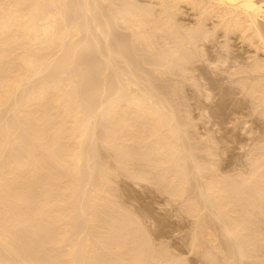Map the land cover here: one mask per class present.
I'll list each match as a JSON object with an SVG mask.
<instances>
[{
    "label": "bare ground",
    "instance_id": "obj_1",
    "mask_svg": "<svg viewBox=\"0 0 264 264\" xmlns=\"http://www.w3.org/2000/svg\"><path fill=\"white\" fill-rule=\"evenodd\" d=\"M183 3H184V5L187 4L190 6L189 10L193 9L192 13H194V15L197 14L196 15L197 18L195 20L196 22L194 23L193 21H191V23L192 22L194 23L193 25L192 24L190 25V23H188V24L184 23L186 21L181 22L182 18H178L180 13L186 11V9L189 8V6H188V8H187V6H184L186 8H185V10H183L182 9V8H184ZM194 10H195V12H194ZM182 15H181V17H182ZM117 27L125 28V29H128L130 31H129V33L125 32L124 33L125 36L123 35V31H121L122 34L120 35V34H118V30H116ZM218 31H222L221 34L224 35V37H225V41H226L225 46L227 49V52H226L227 54H223V55L221 54L220 57H216L219 61L220 60L221 61H227L230 56H231V58L235 57L234 59L236 61L237 60L236 58L239 57V55H238V57L236 55L234 57H232L231 54H235V53H234V50L231 48L232 46L228 45V43H229L228 41L229 40L231 41L234 38V36L235 37L237 36L238 39L240 38V39H242L243 42H246L247 45H245L244 49L246 47H247V49H246V51H243L244 54L246 52V57H245V55H243L245 57V59H243V60H245V61H242L243 63L241 62L242 64L240 67L237 65L235 66L234 64H232V65L235 67V69H236V67H238L239 68V69L237 68L238 71L244 73L243 76H240L238 74L239 77H243V78H240V80L245 79V81L246 80H247V82L249 81V87L250 88H247L248 89L247 91H251V89H252V91L254 93H256V96L258 97L260 103L263 104L264 103V0H0V264H44V262L41 261V258H40L41 255L39 256V254H38V256H39V258H38V257H36L35 254L32 253L33 252L32 249H34L33 248L34 245L32 246L31 242L28 245V243L26 242L28 240H25L24 238H22L24 235L21 234L20 231L18 230V228L20 226L18 227L19 223H17L20 221V220L18 221V217H20V216H23L25 218V220L28 219L27 220L28 222H30L29 220H31L30 223H33L34 228L43 229L45 231L44 234H46V231H48V229L49 230L51 229L50 230L51 234L46 235L45 239L41 238L42 240L44 239L42 242H40L41 240H39V242L41 244L37 243L40 246L39 247L40 250L41 249L42 250L43 249H46V250L55 249V247L57 245H58V247H60V244L64 241V238L66 235V229H62V227H63L62 224L63 223H65V225L70 224V226H71V223H68L69 222L68 218H70L69 214H70V212H72V211H70V205H69L70 198L73 196V192L71 190L72 189L71 184L74 181L78 182V180L76 181L75 178L78 177V175H79L78 173L81 171V165L83 163H85V164L87 163V162H83L85 160L84 157L87 156V158H89L88 157L89 151L87 152V155L85 154V156H84L85 147L86 146L90 147L88 145V143L85 145V141H86L87 137L90 136L89 134H91L92 139L95 137L96 140L99 141V143H102L103 145H106L107 147H109V146L115 147L116 146V150L122 149L121 148L122 145H120V143H123L125 146V145H127V143L125 141H128V140L135 141L136 139H137V141H139V139H142V138L145 139L146 138V140H148V142H146V147H147V145H148V147L145 148V150L148 149L147 150L148 152L154 151L155 154L159 155L160 161H162V162L163 161H167V162L169 161L171 166L180 164V165H182L181 167L185 169L186 166L183 167V165L186 163L189 164L190 166L188 165L189 166L188 168L191 167L190 170H192L191 176H193V177L195 176V178L199 182H201L200 181L201 178L205 177L204 171L210 170L209 171V173H210V172H212L211 169H213V168H214L213 171L217 170V169H215L216 166L214 165L213 159L211 160V157L210 158L204 157V158L210 159V160H205L204 158L202 159L201 156L199 157V155H197L200 153L194 152V150H197V148H199V150H200L199 144H197V142H200V141L196 140L197 141L196 143L191 141V139L194 136H193V134H191V132H190L191 130H188L190 127L187 129L188 122H185V120L184 121L181 120V116H183V115H181L177 109L178 108L177 103H179L177 101L178 97L177 98L174 97V95H176V93H177V89H175L176 87H174V88L171 87V88H169L168 92H165L164 90L161 89L162 85L160 87L158 85V83H156V82H157V78L161 79L162 75H164L165 73H168V72L169 73H171V72L172 73H179L178 70H182V74H183V76H185L186 73H184V72H186L185 71L186 68H189V67H187L188 66L187 63L189 62V64H190V62H191V64H193V63L199 61L200 56L202 57L203 55H206L207 51H206L205 46L207 47V45L212 44V43H210V44H208V43L212 42V36L214 37L215 32H218ZM119 33H120V30H119ZM82 34H84L85 36H83ZM232 35H234L233 38H232ZM77 36H79L80 39H77L78 38ZM162 38H163V40H162ZM74 39L75 40L77 39V41L78 40H81V41H78L77 43H75L76 41ZM230 45H231V43H230ZM248 46H251L254 49V50H251L252 52L254 51L253 53L249 52V54H247V51L250 50V48H251V47L249 48ZM222 47H221V50H222ZM83 50H86L87 53H85ZM88 50L90 51L89 53H88ZM57 51H59V52L61 51V54H59V52H58L59 56L56 54ZM81 51H83L86 55L83 52L80 53ZM218 52L220 54V51H218ZM147 53H149L152 56L149 60L148 59H139V56H141V55L145 56V58H148V57H146V55H143V54H147ZM210 53H212V52L210 51ZM239 53H242V52L239 51ZM78 54L80 57L78 56ZM82 54H84L83 55L84 57H82ZM149 54H148V56H149ZM54 55H57V56L54 57ZM208 56H211V55L208 54ZM208 56H207V58H208ZM243 56H241V58L239 57L238 59L242 60ZM211 58H212V56H211ZM203 59L204 58H202V60ZM213 59L214 58H212L211 60H213ZM52 61H54L55 63L53 64ZM216 61H213V62H216ZM230 61L232 63H235V61H233L231 59H230ZM145 62H147V63L149 62V63L154 64L156 66L155 70H153V71L145 70V69H147V68L144 69V67H143V63L145 64ZM226 63H229V62H226ZM50 64H53V65L51 66ZM237 64H238V62H237ZM85 65L90 66L87 68H91V69H89V71L88 70L85 71L86 70ZM49 66H51V67H49ZM191 66H195V65H191ZM195 67H199V66L196 65ZM50 68H52V69H50ZM82 68L85 70H82ZM174 69H176V70L174 71ZM201 69H202V67H201ZM235 69L233 70L234 72H235ZM45 70L49 71V72H47V73H49L48 77L44 76V75H46L44 73V72H46ZM189 70L190 69H188L187 72ZM207 70H206V72L209 71V70L208 71ZM41 72H43L42 74H44L43 75L44 78L39 80L40 79L39 77H41V75L39 73H41ZM192 72L193 71L191 70V73ZM204 72L205 71L202 70L201 73H204ZM37 74H39L40 76L38 75L39 76L38 77ZM182 74L179 73V75H182ZM187 74H189V73H187ZM33 76H35V77H33ZM183 76H180V77L182 78ZM191 76H192V74H191ZM32 77L35 80H36V78H38V80H36V82H33V84L30 80ZM164 77L165 76H163V78ZM177 77H179V76H177ZM185 77H188V76H185ZM185 77H183V79H185ZM92 78H94V79H92ZM33 79H32V81H33ZM88 79H91V81L88 82L89 84L85 85V82H87ZM166 79H167V77H166ZM27 81H30V85L26 84V86H28V87L22 89V85L24 86ZM92 81H94V82H92ZM163 81H164V79H163ZM178 81H180V80L178 79ZM242 81L245 82L244 80H242ZM90 82H91V84H90ZM160 84H162V83H160ZM211 85H212V83H211ZM243 85H246V83ZM247 85H248V83H247ZM108 87H109V89H108ZM243 87L245 88V86H243ZM106 89L109 92H107ZM163 89H164V87H163ZM106 92L108 93V97L106 96L107 95ZM249 93L251 94L252 92H249ZM104 94L106 97H104ZM96 95H98V97L101 96L100 97L101 103L99 102L100 98L96 97ZM252 95L254 97V94H251V96ZM92 96H95V97H92ZM89 97L98 98L99 100L97 101V103H100V107L101 106L102 107L100 108L99 105L97 104L99 108L97 107V105H96V107H93V109H94V110L92 109L93 113H90V116L86 117L87 115L86 116L84 115V109H85L84 104L86 101L92 100V98L89 99ZM102 97L105 98V100L103 99V101H102ZM95 101H94L93 106L95 105ZM90 103L92 104V102H90ZM87 104L85 106H87ZM183 104H184V102H183ZM257 105L258 104L255 105L256 108H258ZM83 107H84V109H83ZM97 109L101 110L100 114L102 113V115L105 118V119L103 118V120L104 121L106 120V122L108 123V124H105L106 125L105 127H107L106 132L102 128L104 131L103 134H100V132L96 131L97 127L99 126L98 120H96L95 122H93V124H90V125H89V123H92V122H88V121H94L95 118H93V116L98 114L97 112H99ZM258 109H261V108H258ZM183 111H186V110H183ZM186 114H189V113H186ZM185 118H182V119H185ZM91 119H93V120H91ZM101 123H103V121ZM190 123H191V120H190ZM99 130H100V126H99ZM128 142L130 143L129 145L133 144L130 141H128ZM141 142H140V144H141ZM144 143H145V141L142 142V146H144L143 145ZM200 144H201V142H200ZM210 144L206 145V146H208V147H206L207 156L209 155L208 153H211V150L213 149V148L211 149V147H213V146H210ZM129 145L126 147H129ZM134 145H137V144H134ZM99 147L101 148V146H99ZM126 149H128V148H126ZM129 149H130V147H129ZM92 150H94V149H91V151ZM128 150H125L123 153V155L125 154V160L127 163L130 161V159L132 157V156L131 157L129 156L130 150L129 151ZM97 151L98 150H96V152ZM136 151H134V152H136ZM213 151H214V149H213ZM100 153H102V152H100ZM143 153L146 154V152H143ZM153 154H151V155L153 156ZM94 155H96V153H94ZM131 155H133V154H131ZM139 155H137V157ZM152 156H150V157H152ZM92 157H94V156H92ZM107 157H109V155H107ZM140 157L142 158V156H140ZM155 158H156V156H155ZM96 159L98 160L99 158H96ZM152 159H154V158H152ZM138 160L140 161V159H138ZM86 161H88V159H86ZM105 161H106V159H105ZM103 163H102V165H103ZM106 163H107V161H106ZM85 164H84V166H85ZM90 164H93V163L91 162V163H89V165ZM89 165H87L88 168H89ZM106 165H108V164H106ZM161 165L162 164H160L159 166H161ZM180 165L178 166L179 169H180ZM168 166H170V165H168ZM256 166H257V164H256ZM145 167H146V164H145ZM88 168L86 167V168H84V170L88 169ZM98 168H99V166H98ZM173 168H175V166ZM178 168L176 167L172 171L173 175L178 173V171H179ZM165 169H169V168L167 167ZM184 169H182V171ZM257 169H260V168H257ZM257 169H255V170H257ZM102 170H100V174H101ZM116 170H115V172H116ZM190 170H189V173L191 172ZM255 170H254V172H255ZM260 170H263V169H260ZM89 171H90V169L88 170V173H89ZM170 171L166 172V175H168L167 173H171ZM182 171H181V173H182ZM143 172H144V170H143ZM184 172H185V170L183 171V174H184ZM97 173H99V172H97ZM107 173H108V171H107ZM107 173H105L103 175L101 174V176L99 175L100 176L99 179H101L103 182L108 181L112 176L110 177V175H106ZM134 173H135V171H134ZM217 173H218V171H217ZM217 173L216 172L213 173V174H215L216 177L207 176L210 179H205V181H206L205 186L206 187H204V188H202L204 183L202 184V182H201V184H199V182H197V185H199V187L201 186L200 187L201 189L199 191H200L202 197L204 196L203 198H206V199H204L205 204H203V206L201 208H203V207L208 208V205L211 204V207L209 208V210H210L213 206H215L218 210V214H220V215L222 214L223 216L227 215L229 218V221H226V219H225L226 223L224 222L225 223L224 226L229 228L227 230V232L229 233V231H230L231 233L232 232L236 233V232H238L239 220L237 221L236 216H235V212L238 211L239 206L241 205V202L243 201V198L247 194L249 195V192L246 194L245 189H243L242 187H234L236 193L240 189H241V193H238L239 196H236L237 198H235V197L231 198L230 195H233V194H229V191H227L228 188L231 189L230 188L231 185H229L230 182L228 183V181H226L227 179L224 180V177L223 178L221 176L218 177ZM255 173H257V172H255ZM82 174H83V172L80 174L81 178H82ZM108 174H110V173H108ZM186 174L188 175V173H186ZM206 174H207V172H206ZM213 174H211V175H213ZM258 174H261V173H258ZM93 175H94V173H93ZM151 175H153V174L151 173ZM170 175H171L170 177H172V174H170ZM182 175H181V178L179 177V179H178V183H179L178 189L183 190V192H184L187 181L191 180V178H190L191 176L189 177L190 179L189 178L182 179V177H183ZM261 175L263 176V174H261ZM96 176H98V175H96ZM115 176H117V175H115ZM161 176H162V174H161ZM184 176H185V174H184ZM262 176H260V177H262ZM83 177H84V175H83ZM90 177L88 179L91 182ZM253 177H254V175H253ZM78 178H80V177H78ZM93 178H94V176H93ZM112 178H111V180H112ZM263 178H264V176H263ZM64 179H65V182H63ZM82 179H81V181H82ZM115 179L116 178H114V180ZM42 180L44 181V183L47 186H49L47 188H52L51 190L49 189V191L53 192V196L51 198L50 197L45 198L46 196L40 197V195L36 193L37 195H39V198L35 197V199L37 198L38 201L36 203L34 202L35 205H31V204L29 205V203H30V201L28 203L29 197L34 196V193L39 189V186H41V188L43 187V185H40V184H42L41 182H43ZM85 180H87V179H85ZM96 180L97 179H94V181H96ZM230 180H231V178H230ZM257 181H259V180H257ZM84 182H83V184H84ZM90 182L88 184H90ZM111 182L114 183L113 181H111ZM166 182H168V181H166ZM85 183H87V181ZM106 183L108 184V182H106ZM93 184L94 183H92V187H93ZM160 184H161V182H160ZM73 185L77 186L75 184H73ZM232 185H233V183H232ZM260 185H261V183H260ZM79 186L80 185H78V187ZM86 186H87V184H86ZM102 186H100V187H102ZM108 186H110V184ZM257 186H259V185L257 184ZM114 187H116V186L114 185ZM187 187H188V185H187ZM199 187H197L196 189H199ZM251 187H252V185H251ZM41 188H40V190H44ZM83 188H82V190L85 193L87 190L85 189L86 191H84ZM194 188H195V186H194ZM252 188L255 189V187H252ZM80 189H81V187H80ZM92 189H91V191L93 192ZM234 189L232 190V193H233ZM97 190L99 191V188H97ZM102 190H103V188H102ZM105 190H106V188H105ZM171 191H173V190L171 189ZM42 192L44 193V191H42ZM47 192H48V189H47ZM111 192H112V190H111ZM38 193H40V192H38ZM74 193L76 194L75 191H74ZM82 193H81V195L83 197L84 193L83 194ZM178 193H181V192H178ZM195 193H196V191H195ZM191 194H193V193H190V196H191ZM257 195H258L257 197H259V198L260 197L264 198L263 187L259 188V193ZM78 196L79 195H76V197H78ZM247 196L245 198H247ZM190 198H192V196L189 197V195H188V199H190ZM196 198L197 197H195V199ZM263 198H261V199H263ZM95 199H97V198H95ZM195 199H194V203H193L195 206L194 209L200 208L199 207L200 199H197V200H195ZM249 199H250V197H249ZM11 200L13 202V203H11V205L12 204L13 205L12 206L10 205L11 208H9L7 206V204ZM73 200H74V197H73ZM118 200L120 202V199H118ZM186 200H187V198H186ZM82 201H83V199H81V202ZM85 201H86V199H85ZM191 201H192V199H191ZM192 202H191V204H192ZM246 202H248V201H246ZM77 203H79V202H77ZM110 203H112V202H110ZM188 203H190V202H188ZM253 203H254V201H253ZM257 203H259V202H257ZM32 204H33V202H32ZM244 204H246V206H247V203H244ZM260 204H261V202H260ZM92 206H94V205H92ZM103 206H104V204H103ZM118 207H120V206H118ZM128 207H127V209H128ZM191 207H193V206H191ZM253 207H255V206L253 205ZM77 209H78V207H77ZM91 209H93V208H91ZM105 209H107V208H105ZM204 209L205 208L200 209L201 212ZM254 209H256V208H254ZM55 210H57V212L59 211V213L56 212L58 215L55 212H53ZM88 210H90V209H88ZM95 210H96V208H95ZM197 210H199V209H197ZM82 211H84V210H82ZM119 211H121V210H119ZM205 211H207V210H205ZM210 211H208V212H210ZM51 212H53V214L55 213L56 217L48 220L46 218V214H49ZM74 212H75V210H74ZM78 212H80V211L78 210ZM89 212L90 211H88V213ZM86 213H84V214H86ZM114 213L115 212H113L112 214L115 215ZM257 213H258V211H257ZM210 214H211V212H210ZM218 214H216L218 216L216 218H218V220H219L220 217ZM237 214H238V212H237ZM247 214H249V213H247ZM50 215L51 214H49V217H50ZM86 215H88V214H86ZM98 215L99 214L96 215V213L91 212V213H89V216H88L89 218L87 217L89 219L88 222H90V224H92L91 227L89 225V227L91 228V232H90V234H88L89 239L92 238L91 237L92 234H94V236H95V233L97 232L96 233V235H97L100 231V229L98 230L99 227H97V226H100L99 225L100 223L97 224L99 221L96 223V220L98 219V218H96V216H98ZM116 216L118 217V215H116ZM212 216H210V217L212 218ZM52 217H53V215H52ZM249 217H250V215H249ZM71 218H72V216H71ZM110 218H111V216H110ZM250 218H248V219H250ZM252 218H253V215H252ZM99 219H101V218H99ZM207 219H205V220H207ZM223 219H221V220H223ZM72 220H73V218H72ZM121 220H123V219H121ZM221 220H220V222H221ZM100 221H102V220H100ZM114 221H116V218ZM118 221H119V219L117 220L116 223H118ZM199 221H200V217H199ZM199 221L196 220V222H199ZM210 221H211V219H210ZM202 222L203 221H201L200 223H197V224H201ZM246 222L244 221L243 223H246V226H247L248 221L246 220ZM121 223H119V225L118 224L117 225L120 227ZM204 223L207 224L208 221H205L202 223L203 225L206 226V224H204ZM211 223H212V221L210 222V226L212 225ZM72 224H73V222H72ZM218 224L220 225L219 222H218ZM144 225L145 224H143L141 226H144ZM208 225H209V223H208ZM70 226L68 225V227H70ZM210 226H208V227L211 228ZM243 226H244V224H243ZM256 226H258V225H256ZM29 227H31V226H29ZM250 227H252L251 224H250ZM90 228H88V229L90 230ZM121 228H123V227H121ZM252 228H254V227H252ZM20 229L22 230L21 227H20ZM67 229H69V228H67ZM83 229H84V227H83ZM96 229H97V231H96ZM107 229H108V227H107ZM124 229L120 230L119 233L121 231H123ZM137 229H139V228H137ZM225 229H227V228H225ZM199 230L197 232H200ZM205 230H208V229L205 228ZM205 230H202V232L205 233ZM239 230H240V228H239ZM245 230H247V229H245ZM32 231H34V229H32ZM83 231L85 232L86 230L84 229ZM258 231H259V229H258ZM24 232H25V230H24ZM128 232H131V231L128 230ZM195 232H196V230H195ZM202 232L199 233L200 234L199 236L204 237V235H202L203 234ZM247 232H249V231H247ZM250 232L252 233V231H250ZM48 233H50V232H48ZM119 233H117V234H119ZM121 234H122V232H121ZM213 234H214V232H213ZM252 234L254 235L255 232ZM192 235H194V234H192ZM196 235H198V234H196ZM236 235L238 236V234H236ZM195 236H193L192 238H194ZM199 236H197V237H199ZM237 236H235L236 239L241 237V236L240 237H237ZM208 237H210V235ZM77 238H78V236H77ZM115 238L117 239V237H115ZM125 238H126V236H125ZM247 238H248V236H247ZM252 238H254V237H252ZM17 239L19 240L18 243L15 241ZM22 239H24V240H22ZM86 239L88 240V237H86ZM100 239H98V240H100ZM106 239H105V242H106ZM148 239H150V238H148ZM33 240H35V238ZM87 240H86V242H87ZM132 240H130V241H132ZM194 240H196V239H194ZM228 240H230V239H228ZM256 240H258V239H256ZM24 241L26 242L25 244L28 245L27 248H26L27 245L24 246L25 245ZM100 241H102V240H100ZM36 242L37 241H35V243ZM66 242H68V241H66ZM77 242H78V240L76 241V243ZM123 242H125V241H123ZM218 242H220V241H218ZM76 243H75V245L77 246ZM83 243H84V240H83ZM244 243H246V242H244ZM252 243H255V242L252 241ZM116 244H118V243H116ZM194 244L195 243H193V245ZM237 244H239V243H237ZM258 244H259V242H258ZM66 245L71 246V243H70V245H68V244H66ZM113 245L114 244H112V247H115V245L114 246ZM119 245H121V244H119ZM132 245H134V244H132ZM141 245H142V243H141ZM76 246H74V243H73L72 247H76ZM136 246H137V243H136ZM148 246H150V245H148ZM64 247H65V245L60 248L61 250L59 252V255L57 256L58 258L56 260V262H57L56 264H75V263L78 264L77 263L78 261H79V264H89V262L86 263V261L90 258L91 252H93L90 250H93V249L89 248V250H87V248H85V246L81 247L80 249L82 250V253H83L81 260H77L75 263H73L71 261H74V259L72 258L73 254H75L74 249H71L72 247L71 248L68 247V249H66ZM78 247H79V245H78ZM86 247H89V246H86ZM90 247L93 248L92 244ZM120 247L116 246V248H120ZM130 248H132V247H130ZM256 248H258V247H256ZM28 249H30V251H32V252H30V251L28 252ZM80 249H79V252L81 253ZM123 249L124 248H122V250ZM150 249H151V247H150ZM240 249H242V248L240 247ZM243 249L240 251H243ZM118 250L119 249H117V251ZM145 250L146 249H144V251ZM98 251H100V250H98ZM44 252H46V251H44ZM105 252L107 253V251H105ZM253 252H252V254H253ZM94 253H95V249H94ZM167 253H168V251H167ZM250 253H251V251H250ZM255 253H258V252H255ZM236 254L240 255L241 253L237 252ZM123 255H122V257H123ZM75 256H76V254H75ZM96 256H97V254H96ZM146 256H147V254H146ZM158 256L160 257V255H158ZM79 257H81V256H79ZM71 258H72V260H71ZM123 258H125V257H123ZM128 258H130V257L128 256ZM249 258H250V256H249ZM53 259L54 258H52V260ZM76 259H77V257H76ZM160 259H161V257H160ZM167 259H169V258H167ZM236 259L238 260V258H236ZM120 260H121V257L119 258V261ZM128 260L125 262L129 263ZM154 260L156 261V259H154ZM229 260H231V259H229ZM232 260H234V259H232ZM155 261H153L154 264H156V263L157 264L158 263L163 264V263H161V261L160 262H155ZM158 261H159V259H158ZM173 261L171 260L172 264H173ZM51 262H54V261H51ZM51 262H49V263H51ZM121 262H122V260L120 261V263ZM138 262H139V260H138ZM177 262H178V258H177ZM120 263H118V264H120ZM237 263L239 264V262H237ZM149 264H151V262ZM166 264H167V260H166ZM180 264H183V262H181Z\"/></svg>",
    "mask_w": 264,
    "mask_h": 264
},
{
    "label": "rangeland",
    "instance_id": "obj_2",
    "mask_svg": "<svg viewBox=\"0 0 264 264\" xmlns=\"http://www.w3.org/2000/svg\"><path fill=\"white\" fill-rule=\"evenodd\" d=\"M184 6H187V8H188L189 5H187V4L184 5V3H183V7ZM185 8L186 7L182 8V9L185 10ZM189 9H190V6H189L188 9H186V11L180 13V15L178 16V18H182L181 19L182 21L180 20L181 22L186 21L184 23H186V24L190 23V25L191 24L193 25L196 22L195 20L197 18V16H196L197 14L194 15V13H192V10L193 9L192 10H189ZM194 12H195V10H194ZM181 15H182V17H181ZM191 21H193L194 23L193 22L191 23ZM116 30H118V34H120V35L122 34L121 31H123V35H124L125 32H128L129 33V31H130L128 29L120 28V27H117ZM119 30H120V33H119ZM221 32L222 31L215 32L214 37L212 36V42H209L208 43V44H210V43H212V44L207 45V47L205 46L207 53L209 55H211L212 58H214L213 60H211L212 59L211 56H208V54L206 53V55H203L202 57L200 56L199 61H197V62H195L193 64H191V62H190V64H189V62L187 63V65H188L187 67H189V68H186V70H185L186 72H184V73H186L185 76H188L189 78L183 76L182 70H178V72L181 73L182 75H179V73H172V72L169 73L168 72V73H165L164 75H162V77H161L162 80L160 78H157V82L156 81L155 82L158 83V85L160 87L162 85V88L161 89L164 90L165 92H168L169 91V88H171V87L172 88L176 87L175 89H177V93H176V95H174V97L175 98L178 97V100L177 101L179 103H177V106H178L177 109H178L179 113L181 115H183V116H181V120L182 121L185 120V122H188L187 129L190 127L188 130H191L190 132L194 136L191 139V141H193L194 143H196L197 141H200L201 142V144H200V142H197V144H199L200 150H199V148H197V150H194V152L200 153V154H197V155H199V157L201 156L202 159L204 157H207V158H210L211 157V160L213 159L214 165L216 166L215 169H217V170H214V171L216 173L218 171V173H217L218 177H220V176L222 178L224 177V180L227 179L226 181H228V183L230 182L229 185H231V187H230L231 189L228 188L227 191H229V194H233V195H230L231 198H234V197L237 198L236 196H239L238 193H241V189L236 193L234 187H242L243 189H245V193L246 194L249 192V195L248 194H247L248 196L246 195L247 198H245L246 197L245 196L243 198V201L241 202V205L239 206V209L241 211L238 209V211H237L238 214H237V212H235L236 219H237V221L239 220L238 232H236V233L232 232L231 233L229 231L230 234L227 232V230L229 228L226 227V226H224V225H225L226 221H229V218H228L227 215L226 216H223L221 214L222 215L221 216L220 214H218V210H217V208L215 206H213L210 209L211 210L210 211L209 208L211 207V204H209L208 205V208L207 207H203L205 209L202 210V212H201L200 209H203L201 207L203 206V204H205L204 199H206V198H203L204 196L202 197V195H201V193L199 191L201 189L200 188L201 186L199 187V185H197V182H199V181L195 178V176L194 177L191 176L192 175L191 174L192 173V170H190L191 167L188 168L190 166L189 164L186 163V164L183 165V167L186 166L185 169L182 168L181 167L182 165H180V164L172 165L171 166V164H170L169 161L168 162L167 161H163L165 163L164 164L162 161L159 160L160 159L159 158V155L155 154L154 151L153 152L152 151L151 152H148L147 151L148 149L145 150V148L148 147V145L146 147V142H148V140H146V138L145 139L144 138L139 139V141H137V139L135 141L128 140L131 143H133L131 145H129L130 143L128 141H125L127 143V145H125V146H124L123 143H120V145H122L121 146V148H122L121 150L122 151H121V150H116V146L115 147H112V146L107 147L106 145H103L102 143H99V141L96 140L95 137L92 139L91 134H89L90 136L88 135L89 137H87V139L85 141V145L88 143V145L90 147L86 146L85 147V153H84V156H85V154L87 155V152L89 151L88 152V154H89L88 157L89 158H87V156H85L84 157L85 160L83 162H87L86 163L87 165H89V163H91V162L93 164H90L89 165V168H88V166L85 163H83L81 165V171H80L81 173L83 172V174H82V178L83 179L81 178V175H80L81 173L79 172L78 174L80 176L78 175V177H80V178H78V177L75 178V180L76 181L78 180V182H75L74 181L71 184V188H72L71 190L73 192V196L70 198L69 205H70V211H72V212H70V214H69L70 218H68V220H69L68 223H71V226H70V224H68L70 227H68V225H65V223L62 224V226H63L62 229H66V235H65V238L66 239L64 238V241L60 244V247H58V245H57L55 247V249H51V250L50 249H48V250H46V249H43L42 250L41 249L40 250V248H39L40 247L39 244H41L40 242H42L45 239L46 235L51 234V231H50L51 229L50 230L48 229V231H46V234H44L45 231L43 229H41V228H34L33 223H30L31 220H29L30 222H28L27 221L28 219L25 220V218L23 216H20L19 215L20 217H18V221L19 220L20 221L17 222V223H19L18 224V227L20 226L22 228V230L20 229V227L19 228L17 227V228L20 231V233L24 235L22 238H24L25 240H28V241H26L28 243V245L30 244V242H31L32 246L34 245L33 246L34 249H32L33 252L30 251V249H28V252L29 251L32 252L38 258L41 255L40 258H41V261L44 262V264H56L57 263L56 260L58 258L57 256L59 255V252L61 250L60 248L63 247L64 245H65L64 248H66V249H68V247L71 248L72 245H73V243H74V246H76L75 243L78 240V242L76 243L77 246L71 248V249H74V253L76 254V256H75V254H73V257L72 258L74 259V261H71L73 263H75L77 260H81L83 253H82V250L80 248L83 247V246H85V248H87V250H89V248L90 249H93V250H90V251H93V252H91V256H90L91 259L89 258L86 261V263L89 262V264H95V263L96 264H105V263L106 264H118V263H120L121 260H122V262L120 264H126V263L127 264H136V263L137 264H146V263L149 264L150 262H151V264H154L153 263V261H155L154 259H156L155 262H160L161 261V263H163V264H166V260H167V264L168 263L169 264H172L171 260L172 261L173 260L175 261V262L173 261V264H176V263L177 264H180L181 262H183V264H226V263L228 264L229 262H230L229 264H235V263L238 264L237 262H239V264H264V198L263 197H260V198L257 197L258 196L257 194L259 193V188L263 187V190H264V185H263L264 184V182H263L264 181V178H263V176H264V171H263L264 170V157H263L264 156V103L263 104L260 103L258 97L256 96V93H254L252 91V89H251V91H247L248 90L247 88H250L249 87V81L247 82V80L245 81V79H242V80L245 81V82H243L242 80H240V78H243V77H239V75L240 76H243L244 73L238 71L239 68L236 67V69H235V67L232 65V64H234L235 66L237 65V66L240 67L241 64L243 63L242 61H245L243 59H245V57H246V52L244 54L243 51H246V49H247V47L244 49L245 45H247L246 42H243L242 39H240V38L238 39L237 36H236L237 37L236 38L234 36L235 34L232 35V38H233V36H234V38L231 41L230 40L228 41L229 42L228 45L229 46H232L231 48L234 50V53H235V54H231L232 57H234L235 55L238 57V55H239V57L241 58V56L245 55V57L244 56L242 57V60L241 59H238L239 58L238 57V58H236L237 60L235 61V59H234L235 57L234 58H231V56H230L229 58L231 60L235 61V63H232L229 58H228L227 61H221V60L219 61L216 58V57H220L221 54L222 55L223 54H227L226 53L227 52V49H226V46H225V44H226L225 43L226 42L225 41V37H224V35L221 34ZM82 35L85 36L84 34H82ZM77 37H78L77 39H80L79 36H77ZM77 39L76 40L74 39L76 41V42L74 41L75 43H77L78 41H81V40H78L77 41ZM162 40H163V38H162ZM230 43H231V45H230ZM221 47H222V50H221ZM248 47L250 48L251 46H248ZM251 50H254V49L251 47L250 50L247 51V54H249V52L250 53H253L254 52V51L252 52ZM83 51L85 53H87L86 50H83ZM83 51H81L80 53H82ZM210 51L212 53H210ZM218 51H220V54H219ZM239 51L242 52V53H239ZM58 52L59 51L56 52L57 55H58ZM89 52L90 51L88 50V53ZM59 54H61V51L59 52ZM79 54H78V56H79ZM84 54H82V57H84L83 56ZM148 54L149 53L143 54V55H146V57H148V58H145V56H142L141 55V56H139V59H148L149 60L152 56L149 54V56H150L149 57ZM57 55H54V57L57 56ZM207 56H208V58H207ZM202 58H204V59L202 60ZM213 61H216V62H213ZM226 62H229V63L231 62V63L229 64V63H226ZM237 62H238L239 65L237 64ZM52 63L54 64L55 62L52 61ZM148 63L147 62H145V64L143 63L144 69L147 68L145 70H148V71L155 70V67L156 66L154 64H152V63H149V64ZM53 64H50V65L52 66ZM191 65H195V66L197 65L200 68L199 67H195V66H191ZM51 66H49V67H51ZM87 67H90V66L87 65L86 66V70L83 69V68H82V70H85V71L88 70L89 71V69H91V68H87ZM201 67H202V69H201ZM233 68L235 69V72L236 73L233 71L234 70ZM50 69H52V68H50ZM188 69H190V70L187 72ZM205 69L206 70L208 69L209 71L207 70L208 72H206ZM175 70L176 69H174V71ZM191 70L193 71L192 73H191ZM202 70L205 71L204 72L205 74L204 73H201ZM49 71H46V72L43 71L46 75L42 74L43 72L39 73L41 75V77H39L40 75L37 74V76L39 75L38 76L40 78L39 80H41L42 78H44V76L45 77H48V74L49 73H47V72H49ZM187 73H189V74H187ZM191 74H192V76H191ZM163 76H165V77L163 78ZM177 76H179V77L180 76H183V77H185V79H183V77L182 78L180 77L181 78L180 79ZM33 77H35V76H33ZM33 77L30 79L31 82H32V84H33V82H36V80H38V78H36V80H35V79H33ZM166 77H167V79H166ZM32 79H33V81H32ZM92 79H94V78H92ZM163 79H164V81H163ZM178 79L180 81H178ZM89 81H91V79H88V81L85 82V85L86 84H89L88 83ZM92 82H94V81H92ZM160 83H162V84H160ZM211 83H212V85H211ZM245 83H246V85H243ZM247 83H248V85H247ZM26 84L27 85L28 84L30 85V81H27L24 86L22 85V89L28 87V86H26ZM90 84H91V82H90ZM243 86H245V88ZM163 87H164V89H163ZM108 89H109V87H108ZM106 91H107V89H106ZM107 92H109V91H107ZM249 92H252L251 94H254V97H253V95L251 96V94ZM105 94H104V97H106V96L108 97V93H107L106 96H105ZM92 97H95V96H92ZM92 97H89V99H91ZM96 97H98V95H96ZM100 97L101 96H99L98 98H100ZM98 98H92L91 101L88 100L89 102L88 101L85 102V104H84L85 109H84V107H83V109H84V115L85 116L87 115L86 117L90 116V113H93L92 109H93V107H96L97 104L100 107L101 98H100V100ZM103 99L105 100V98L102 97V101H103ZM98 100H99L100 103H97ZM94 101H95V105L93 106ZM90 102H92V104ZM183 102H184V104H183ZM86 104H87L88 107L85 106ZM256 104H258L257 107L258 108H261V109L256 108L255 107ZM98 105H97V107H98ZM183 110H186V111H183ZM98 111H99V112H97L98 114H96V115L93 116V118H95L94 121H88V122H92V123H89V125H90V124H93V122H95L96 120H98L99 121L100 130H99V126H98L97 129H96V131L100 132V134H103V132H104L103 129L105 130V132L107 130V127H105L106 126L105 124H108V123L106 122V120L105 121L103 120L104 116L102 115V113L100 114L101 110H98ZM186 113H189V114H186ZM182 118H185V119H182ZM91 120H93V119H91ZM190 120H191V123H190ZM102 121H103V123L104 122L105 123L104 124L101 123ZM141 141L142 142L145 141V143L143 144L145 147L142 146V142ZM140 142H141V144H140ZM134 144H137V145H134ZM208 144H210V146H213V147H211V149L212 148L214 149V151L212 149L211 150V153H208L210 156L209 155L207 156V151H206V147H208L206 145H208ZM128 145H129L130 149H129V147H126ZM99 146H101V148ZM90 148L91 149H94L95 151L92 150L93 151L92 152ZM126 148H128L130 151L128 149H126ZM96 150H98L97 151L98 153L96 152ZM125 150H128L129 151V153H130L129 156L130 157L132 156L131 159H130V161L128 163L125 160V154L123 155V153H124ZM134 151H136V152H134ZM142 151L143 152H146V154H144ZM100 152H102L103 154L100 153ZM94 153H96V155H94ZM131 154H133L134 156L131 155ZM151 154H153L154 157ZM107 155H109V157H107ZM137 155H139V156L137 157ZM92 156H94V157H92ZM140 156H142V158ZM150 156H152V157H150ZM155 156H156V158H155ZM96 158H99V159L97 160ZM152 158H154V159H152ZM207 158H204V159L205 160H210V159H207ZM86 159H88V161H86ZM105 159H106L107 163H106ZM138 159H140V161ZM101 162L102 163L104 162L103 165H102ZM105 163L108 164V165H106ZM159 163L162 164V165L159 166L160 165ZM84 164H85V166H84ZM145 164H146V167H145ZM256 164H257V166H256ZM168 165H170L171 167L168 166ZM179 165H180V169L178 168ZM98 166H99V168H98ZM105 166L106 167L108 166V167L106 168ZM166 166L169 169H165V168H167ZM174 166H175V168L177 167L179 169V171L176 169L178 171V173H176L175 175H173V173H172V171L175 169V168H173ZM83 167L84 168L87 167L88 169H85L84 170ZM91 168L93 170L95 169L94 170L95 172ZM181 168L185 170V172H184L185 176L183 174V171L184 170L182 171ZM254 168L255 169L260 168V169H263V170H260V169L255 170ZM89 169H90V171L88 173V170ZM213 169H211L212 172H210V173H209L210 170L209 171L208 170L204 171L205 172V177H203V178L200 179V181L202 182V184L204 183L203 186H202V188L206 187L205 186L206 185L205 184V182H206L205 179H210L207 176H209V177H211V176L212 177L213 176L216 177L215 174H213V173H215L213 171ZM100 170H102L101 171V174L102 175L105 174V173H107V171H108V173H110V174L107 173L106 175H110V177L112 176L113 177V178L111 177L112 180L110 178L108 181H104L103 182L101 179H99L100 176H101ZM115 170H116V172H115ZM143 170H144V172H143ZM189 170L191 171L190 173H189ZM254 170L257 173H255ZM134 171H135V173H134ZM169 171L171 173H167L168 175H166V172H169ZM181 171H182V173H181ZM97 172H99V173H97ZM206 172H207V174H206ZM93 173H94V175H93ZM151 173L153 175H151ZM160 173L162 174L163 177L161 176ZM186 173H188V175ZM258 173L263 174V176L261 174H258ZM170 174H172V177H170L171 176ZM211 174H213V175H211ZM83 175H84V177H83ZM96 175H98V176H96ZM115 175H117V176H115ZM181 175L183 176L182 179L189 178L191 176L190 177L191 180H188L187 181V184L185 183L186 184V186H185V189L186 190L184 189V192H183V190H179L178 189L179 188V186H178L179 185L178 179H179V177L181 178ZM253 175H254V177H253ZM93 176H94V178H93ZM260 176H262V177H260ZM89 177H90L91 182L88 179ZM114 178H116V179L114 180ZM230 178H231V180H230ZM81 179H82V181H81ZM85 179H87V180H85ZM94 179H97V180L94 181ZM257 180H259V181H257ZM84 181L85 182L87 181V183H85ZM111 181H113L114 183H112ZM166 181H168V182H166ZM63 182H65V179L63 180ZM83 182H84V184H83ZM89 182H90V184H88ZM106 182H108V184ZM160 182H161V184H160ZM201 182H199V184H201ZM41 183L42 184H40V185H43V187L41 188V186H39V189H38L39 191L37 190L34 193V196L29 197V199H28V203L30 201L29 205L30 204L31 205H35V203L38 201L37 198L35 199V197H38L39 198V195H40V197H45L46 196L45 198H49V197L51 198L53 196V192L52 191L51 192L49 191V189L51 190L52 188H47L49 186H47L44 183V181L41 182ZM92 183H94L93 184V187H92ZM232 183H233V185H232ZM260 183H261V185H260ZM73 184H75L77 186H74ZM86 184H87V186H86ZM109 184H110V186H108ZM257 184L259 186H257ZM78 185H80V186L78 187ZM99 185L100 186L103 185L104 187L103 186L100 187ZM114 185L116 187H114ZM187 185H188V187H187ZM251 185H252V187H255V189L252 188ZM194 186H195V188H194ZM80 187H81V189H80ZM197 187H199V189H196ZM40 188L41 189H44V190H40ZM82 188L84 189V191H86V190L87 191L84 193L83 190H82ZM97 188H99V191L97 190ZM102 188H103V190H102ZM105 188H106V190H105ZM47 189H48V192L50 194L47 192ZM91 189L93 190V192L91 191ZM171 189L173 191H171ZM233 189H234V191L232 193V190ZM111 190H112L113 193L111 192ZM42 191H44V193ZM74 191L76 192V194L74 193ZM195 191H196V193H195ZM38 192H40V193L42 192L44 195L42 193L40 194ZM82 192L85 195V196L83 195V197L81 195ZM178 192H181L182 194L181 193H178ZM189 192L190 193H193V194H191L192 198H190V199H188V195H189V197H191ZM36 193L39 194V195H37ZM76 195H79L80 197L79 196L76 197ZM194 196L197 197V198L195 199ZM73 197H74V200H73ZM249 197H250V199H249ZM95 198H97V199H95ZM186 198H187V200H186ZM261 198H263V199H261ZM81 199H83L82 202H81ZM85 199H86V201H85ZM118 199H120V202H119ZM191 199H192L193 202L191 201ZM194 199L195 200L200 199V203H199L200 204L199 205L200 208H197L196 207L199 210L194 209V207H195L194 204H193L194 203ZM12 200L9 201V203L7 204V206L9 208H11L10 205H11V203H13ZM252 200L254 201V203H253ZM246 201H248V202H246ZM32 202H33V204H32ZM77 202H79V203H77ZM110 202H112V203H110ZM188 202H190V203H188ZM191 202H192V204H191ZM257 202H259V203H257ZM260 202H261V204H260ZM244 203H247V206ZM103 204H104V206H103ZM189 204L191 206H193V207H191ZM92 205H94V206H92ZM253 205L255 207H253ZM118 206H120V207H118ZM77 207H78V209H77ZM127 207H128V209H127ZM91 208H93V209H91ZM95 208H96V210H95ZM105 208H107V209H105ZM254 208H256V209H254ZM88 209H90V210H88ZM74 210H75V212H74ZM78 210L80 212H78ZM82 210H84L85 212L82 211ZM119 210H121V211H119ZM205 210H207V211H205ZM88 211H90L89 213H91V212L96 213V215L99 214L98 216H96V218H98L96 220V223L99 221L97 224L100 223L99 224L100 226H97V227H99L98 230L100 229V231H99V233L97 235H96V233H97L96 232L95 233V236H94V234L91 235V237L93 239L91 237H90L91 239H89V235H88L91 232V228L90 227L92 225V224H90V222H88L89 221V219H88L89 218L88 217L89 216ZM208 211H210L211 214ZM257 211H258V213H257ZM53 212L56 213L57 210H55ZM53 212L49 213V214H51L50 217H49V214H46V218L48 220L49 219H53V218L56 217L55 213L53 214ZM113 212H115L114 213L115 215L112 214ZM214 212L216 214H218L220 218L222 217L221 219H223V218L224 219L221 220L219 218V220H218V218H216L218 216ZM57 213H59V211ZM84 213H86L88 215H86ZM247 213H249V214H247ZM52 215H53V217H52ZM116 215H118V217L119 216L120 217L118 218ZM249 215H250L251 218L249 217ZM252 215H253V218H252ZM71 216H72L73 220H72ZM110 216H111V218H110ZM208 216L209 217L212 216V218L211 217L209 218ZM199 217H200V221H199ZM247 217L250 218L252 221L250 219H248ZM99 218H101V219H99ZM115 218H116V221H114ZM118 219H119L120 222L118 221V223H116ZM121 219H123V220H121ZM205 219H207V220H205ZM210 219L212 221V223H211L212 225L211 226H210V222H211ZM225 219H226V221H225ZM100 220H102V221H100ZM196 220L199 221V222H196ZM220 220H221V222H220ZM246 220L248 221L247 226H246V223H247ZM201 221H203V222L208 221L209 225H208V223L207 224L204 223V224H206V226H205V225L202 224L203 222L201 223L202 225L201 224H197V223H200ZM244 221L246 223H243ZM72 222H73V224H72ZM218 222L220 223V225L218 224ZM119 223H121L120 224V227L118 226ZM143 224H145V225L144 226H141ZM243 224H244V226H243ZM250 224L254 228L250 227ZM89 225H90V227H89ZM256 225H258V226H256ZM29 226H31V227H29ZM208 226H210L211 228H209ZM66 227L69 228V229H67ZM83 227L86 230L85 232L83 231L84 230ZM107 227H108V229H107ZM121 227H123V228H121ZM204 227L206 229H208V230H205ZM88 228H90V230ZM137 228H139V229H137ZM225 228H227V229H225ZM239 228H240V230H239ZM32 229H34V231H32ZM122 229H124V230L121 231L122 232V234H121V232L119 233V231L122 230ZM127 229L130 230L131 232H128ZM201 229L202 230H205V233L207 235L205 233H203ZM245 229H247V230H245ZM258 229H259L260 232L258 231ZM24 230H25V232H24ZM195 230H196V232H195ZM198 230L200 232H197ZM96 231H97V229H96ZM208 231L210 233L212 232L211 233L212 235ZM247 231H249V232L252 231V233L255 232V234H254L255 236L251 232L249 233ZM48 232H50V233H48ZM201 232L203 233L202 235H204V237L203 236H199L200 235L199 233H201ZM213 232H214V234H213ZM117 233H119V234H117ZM192 234H194V235H192ZM196 234H198V235H196ZM208 234L210 235V237H208L209 236ZM236 234H238V236ZM77 236H78V238H77ZM125 236H126V238H125ZM193 236H195V237L192 238ZM197 236H199V237H197ZM235 236H237V237H240L241 236L240 238H237L239 241L236 239ZM247 236H248L249 239L250 238L251 239L249 240L247 238ZM86 237H88V240L90 242L86 239ZM115 237H117V239ZM252 237H254V238H252ZM34 238H35V240H33ZM41 238H44V239L42 240ZM148 238H150V239H148ZM24 239H22V240H24ZM98 239H100L102 241H100ZM105 239H106V242L107 243L105 242ZM194 239H196V240H194ZM228 239H230V240H228ZM256 239H258V240H256ZM39 240H41V241L39 242ZM83 240H84V243H83ZM86 240H87V242H86ZM130 240H132V241H130ZM251 240L253 242H255V243H252ZM15 241L18 243L19 240L17 239ZM35 241H37V242L35 243ZM66 241H68L69 243L66 242ZM123 241H125V242H123ZM218 241H220V242H218ZM243 241L246 242V243H244ZM26 242L24 241V244ZM115 242L118 243V244H116ZM258 242H259V244H258ZM37 243H39V244H37ZM70 243H71V246H67L66 245V244L70 245ZM90 243L92 244V247L93 248L90 247L91 246ZM136 243H137V246L138 247L136 246ZM141 243H142V245H141ZM193 243H195V244L193 245ZM237 243H239V244H237ZM112 244H114L115 247H112ZM119 244H121L122 246L119 245ZM132 244H134V245H132ZM26 245L27 244H25L24 246H26ZM28 245L26 246V248L28 247ZM78 245H79V247H78ZM148 245H150V246H148ZM86 246H89V247H86ZM116 246H118V247L121 246L120 247L121 249L120 248H116ZM239 246L242 249L244 248L243 251H240L242 249H240ZM130 247H132V248H130ZM150 247H151V249H150ZM256 247H258V248H256ZM122 248H124V249L122 250ZM79 249L81 250V253L79 252ZM94 249H95V253H94ZM117 249H119L120 251L119 250L117 251ZM144 249H146V250L144 251ZM98 250H100V251H98ZM44 251H46V252H44ZM105 251H107V253ZM167 251H168V253H167ZM250 251H251V253H250ZM237 252L238 253H241V254L240 255L239 254H236ZM252 252H253V254H252ZM255 252H258V253H255ZM38 254H39V256H38ZM96 254H97V256H96ZM146 254H147V256H146ZM122 255L125 258H123ZM158 255H160L161 259H160V257ZM79 256H81V257H79ZM128 256L131 259L128 258ZM249 256H250V258H249ZM76 257H77V259H76ZM120 257H121V260L119 261V258ZM176 257L178 258V262H177V258ZM52 258H54V259L52 260ZM72 258H71V260H72ZM157 258L159 259V261H158ZM167 258H169V259H167ZM236 258H238V260ZM229 259H231V260H229ZM232 259H234V260H232ZM127 260L129 261V263L128 262H125ZM138 260H139V262H138ZM51 261H54V262H51ZM49 262H51V263H49ZM77 263L79 264V261ZM158 264H160V263H158Z\"/></svg>",
    "mask_w": 264,
    "mask_h": 264
}]
</instances>
